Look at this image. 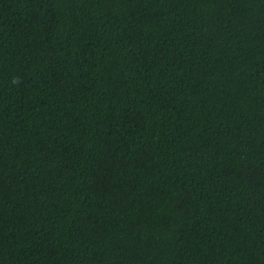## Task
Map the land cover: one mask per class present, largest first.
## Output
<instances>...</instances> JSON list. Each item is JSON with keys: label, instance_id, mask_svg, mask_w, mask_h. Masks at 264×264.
<instances>
[{"label": "trees", "instance_id": "trees-1", "mask_svg": "<svg viewBox=\"0 0 264 264\" xmlns=\"http://www.w3.org/2000/svg\"><path fill=\"white\" fill-rule=\"evenodd\" d=\"M0 264H264V0H0Z\"/></svg>", "mask_w": 264, "mask_h": 264}]
</instances>
